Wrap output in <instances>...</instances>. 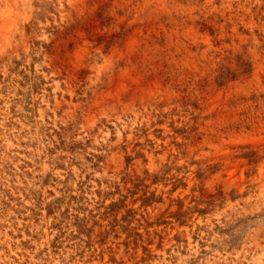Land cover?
Here are the masks:
<instances>
[{
    "label": "rangeland",
    "instance_id": "1",
    "mask_svg": "<svg viewBox=\"0 0 264 264\" xmlns=\"http://www.w3.org/2000/svg\"><path fill=\"white\" fill-rule=\"evenodd\" d=\"M0 264H264V0H0Z\"/></svg>",
    "mask_w": 264,
    "mask_h": 264
}]
</instances>
